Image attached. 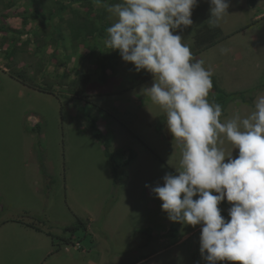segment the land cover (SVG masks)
<instances>
[{"label": "rangeland", "instance_id": "1", "mask_svg": "<svg viewBox=\"0 0 264 264\" xmlns=\"http://www.w3.org/2000/svg\"><path fill=\"white\" fill-rule=\"evenodd\" d=\"M228 2L229 15L217 23L225 39L195 59L204 62L212 83L226 92L254 90L264 86V0L253 7L248 0ZM100 9L97 3L85 8L68 0H0V264H57L42 261L46 248L62 249V255L74 257L73 264H103L105 253L130 251L142 238L148 241L144 255H149L137 264H206L199 226L172 222L151 191L166 174H177L183 149L167 128L166 109L142 92L154 78L142 82L147 71L137 72L119 52L108 49L106 34L73 38L83 20L98 21ZM37 12L49 20L35 18ZM210 18L208 0H199L193 25L177 31L190 49L197 24ZM108 21L111 25L115 17L110 14ZM109 55L115 58L104 84L96 63ZM21 72L41 87L52 84L64 103L78 73H89L92 80L83 101L70 100L62 109L54 95L20 82ZM261 93L264 87L253 94L254 101ZM212 95L213 89L210 103ZM254 101L230 102L222 120L249 115ZM150 114L159 116L154 128L146 121ZM89 115L112 140L116 174L93 136ZM221 139L218 146L226 156L233 153L234 145ZM130 150L138 158L125 166ZM237 155L238 150L233 158ZM220 207L228 218L231 205L225 200ZM15 221L24 224L22 229ZM36 225L63 237L52 241L28 229ZM89 225L95 246L87 235ZM67 226L76 227L75 232H67ZM147 226L151 230L143 231ZM73 233L75 242H69Z\"/></svg>", "mask_w": 264, "mask_h": 264}, {"label": "clouds", "instance_id": "2", "mask_svg": "<svg viewBox=\"0 0 264 264\" xmlns=\"http://www.w3.org/2000/svg\"><path fill=\"white\" fill-rule=\"evenodd\" d=\"M100 4L102 0H94ZM210 20L229 15L228 0H208ZM199 0H121L105 5L115 17L105 46L137 72L153 75L143 94L166 109V125L182 142L181 168L151 191L174 223L200 226L206 264H264V93L254 110L222 120V106L210 103L212 73L196 60L178 30L193 25ZM223 54L229 51L221 49ZM226 137L238 155L219 147ZM146 187H151L146 185ZM195 198V199H194ZM231 205L228 218L220 205Z\"/></svg>", "mask_w": 264, "mask_h": 264}, {"label": "trees", "instance_id": "3", "mask_svg": "<svg viewBox=\"0 0 264 264\" xmlns=\"http://www.w3.org/2000/svg\"><path fill=\"white\" fill-rule=\"evenodd\" d=\"M70 3L78 2L83 5L85 8L92 6L94 0H68ZM257 0H248L249 6L253 7ZM116 0H102L99 4L101 6L100 11L97 14V22L83 20L77 27H75V36L73 37L75 40H78L82 35L85 37L93 36L95 38H102L106 34V29L111 26L108 17L110 13L107 11L105 5L115 4ZM35 18L42 20H49L48 17L44 13H38L35 15ZM74 28V27H73ZM225 39L223 35V31L219 24L211 22H205L200 25L199 28H196L193 34V48L191 49L193 56L196 58L202 51L208 50L213 46H216L219 42ZM115 56H107L105 58H99L97 60V67L99 69L100 75L99 79L107 84L109 80L108 70L112 68V59ZM13 75L12 71L10 72ZM23 76H17V79L20 80L24 85L35 89L40 92L48 93L54 95L57 99H59L61 103L62 109L65 108L66 104L70 102V100H78L83 101L84 93L86 92L87 86L90 84L92 80V76L86 72H80L77 74L76 79L71 81L68 86L70 92V99L66 103L63 102L62 97L59 93L55 91V88L52 84H47L46 87H41L35 83L33 78H29L25 72H21ZM153 79V75L149 72H146L142 82ZM264 86L257 87L254 90H247L241 92L228 93L224 89L220 88L216 82H213V95L210 99L211 103H219L222 106V118L225 116L226 108L228 104L232 101H237L242 104L252 105L255 96L253 95L256 91L262 89ZM90 121V129L93 132L94 138L101 142L103 145V150L105 157L112 164L113 171L116 174L118 172V164L116 163L113 153H112V140L106 136L101 129L98 127L96 120L89 115L88 117ZM152 152L151 150H149ZM154 154V152H152ZM137 153L134 150H130L126 160L124 161V165L128 166L131 162H133L137 158ZM158 158V157H156ZM159 159V158H158ZM223 215V213H222ZM84 225V224H83ZM32 228L36 230H40L33 226ZM67 232H75L76 227L67 226L65 228ZM68 242V241H67ZM225 264V262H223Z\"/></svg>", "mask_w": 264, "mask_h": 264}, {"label": "crops", "instance_id": "4", "mask_svg": "<svg viewBox=\"0 0 264 264\" xmlns=\"http://www.w3.org/2000/svg\"><path fill=\"white\" fill-rule=\"evenodd\" d=\"M202 24H203V22L202 23H199V25L197 24V28H199L200 25H202ZM158 117L159 116L157 115V119L156 118L154 119L153 114H150L149 116H146L147 124L148 125L151 124L152 126L151 125L150 126L152 128H154V125L156 124V120L158 122ZM137 158H138V156H137ZM36 162L38 164H41L39 160H37ZM112 180L115 181V177H112L111 178V182L113 183ZM91 220H93V218H91ZM14 223L19 228H21V226L24 225L20 221H15ZM36 226L40 229V231H38V230H36L34 228H31V227H28V229L29 230H32L34 232H37V234L43 235L47 239H50L52 241H55L57 238H62L63 237V236H57V235L54 236L53 233L51 232V230H48V229L45 230L43 228H40L39 225H36ZM149 228L150 227L147 226L145 228H142V230L143 231L151 230ZM87 229H88L87 230V235L91 237L92 244H94L93 246H95L97 241H96V235L93 233V227L91 225H89L87 227ZM197 229H201V227L199 226ZM152 232L154 233V230H152ZM71 236H72L71 239H69L68 241L69 242H72V240H73V242H75V237L76 236L74 235V233ZM134 245H135V248L132 249V250H130V251H126V252L117 251V252L114 253V255H113L112 252L111 253L110 252L109 253H105L104 257L102 258L103 264H109V263H113V262L124 263V262H126L127 259H132V262L134 264H137V263H140V262L145 261L146 260V257L149 255V253L147 255H144V246H147L148 245V241H146L145 239L142 238L140 241H138V243L136 242ZM132 254H135L134 258H131V255ZM111 256H114V257L111 258ZM137 257H139V259ZM42 258H44V259H42V261L44 263H49V262H52V261H54L57 264H60V263H62V264H65L66 263L67 264V262H69V264H71L70 262H72V264L74 263V257H69L68 255H62V249H59L58 252H54V251H52L51 248H46L44 250V254H43V257ZM92 261L96 262V260H92Z\"/></svg>", "mask_w": 264, "mask_h": 264}]
</instances>
